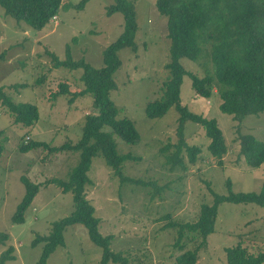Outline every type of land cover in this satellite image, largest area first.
Masks as SVG:
<instances>
[{
    "label": "rangeland",
    "instance_id": "1",
    "mask_svg": "<svg viewBox=\"0 0 264 264\" xmlns=\"http://www.w3.org/2000/svg\"><path fill=\"white\" fill-rule=\"evenodd\" d=\"M79 1L69 0L40 31L4 14L0 6V53H4L0 60V86L14 103L35 105L39 115L30 127L13 124L10 112L0 103V230L9 235L0 244V254L11 246L15 257L4 264H36L43 243L33 246V239L47 235L54 221L74 209L72 193L62 192L48 180L66 178L79 155L50 148L76 142L85 115L95 110L90 93L78 95L71 102L70 95L50 100L49 93L62 81L68 83L71 92L82 90L84 85L82 68H53L46 51L62 60L68 46L73 60L84 59L100 68L103 49L123 30L121 13L106 14L115 0H87L82 8H77ZM155 1L134 0L136 48L119 51L121 66L115 73L116 89L111 92L117 117L130 119L140 136L138 142L131 144L113 134L117 153L133 157L123 161L121 174L137 183L121 181L99 154L92 158L87 172L91 183L85 188L99 219V232L112 235L110 248L126 255L130 264H177L176 256L183 250L173 245L176 230L166 225L171 220L195 221L200 206L212 203L209 188L224 195L228 190L226 180L233 192H259L264 185V162L257 168L249 167L239 154L236 140L239 134H250L264 141V112L233 121L219 109L218 95H196L188 76L183 77L180 88L181 103L193 113L214 118L228 150L223 165L218 166L216 158L207 151L209 139L204 130L188 121L184 139L188 145L199 147L196 162L188 163L183 151L186 170L165 165L160 148L169 145L168 152L174 150L178 113L172 106L159 118L145 114L146 104L161 98L168 78L164 66L169 61L166 18L158 13ZM205 62L209 68L207 58L199 63L182 60L184 67L198 76L203 75ZM30 139L46 142L49 148L41 146L21 153L19 145ZM23 176L40 184L39 192L25 211L24 222L13 223L11 217L24 193ZM155 185L160 188L158 193L154 192ZM166 214L169 217L162 218ZM63 237L64 246H57L46 264H99L100 249L82 225L67 226ZM184 241L186 248L192 246ZM239 241L251 253L264 252V208L252 203L222 202L217 207L214 230L207 236L206 247L199 251L195 264H226L225 249Z\"/></svg>",
    "mask_w": 264,
    "mask_h": 264
},
{
    "label": "trees",
    "instance_id": "2",
    "mask_svg": "<svg viewBox=\"0 0 264 264\" xmlns=\"http://www.w3.org/2000/svg\"><path fill=\"white\" fill-rule=\"evenodd\" d=\"M68 1L0 0V6L4 14L40 31L57 15L62 6H67ZM86 1L80 0L76 7L82 8ZM155 7L166 18L169 61L164 66L168 78L164 82L161 98L148 102L145 114L148 118H159L172 106L178 113L177 141L172 144L174 150L168 152L169 145L160 148L165 165L169 169L179 167L186 170L183 151L188 155V163L196 162L199 147L188 145L184 139V125L189 121L202 127L209 139L207 151L216 158L218 166H222L228 147L221 129L214 118L193 113L182 104L180 88L183 77L188 76L196 95L209 98L215 92L220 99L219 109L236 122L247 115L264 112V0H156ZM116 12L123 16V30L103 49L102 67L94 68L84 59L73 60L68 46L62 60L46 51L51 57L53 68H82L81 81L84 85L82 90L71 92L68 83L62 81L58 83L56 90L49 93L50 100L60 95H70L71 102L78 95L90 93L95 112L85 115L82 133L76 142H65L50 148L54 152H76L79 155L76 165L66 178L54 177L48 180L55 183L62 192L72 193L74 209L68 216L54 221L47 235H38L33 239V246L43 243L36 264H46L48 256L55 248L64 246L63 233L67 226L73 224L82 225L91 242L100 249L99 264H130L126 255L110 248L112 235H102L99 232V219L94 215V208L85 191L87 184L91 183L87 172L92 158L99 154L121 181L137 183L121 174L123 161L133 157L130 154L117 153L113 134L131 144L138 142L140 136L130 119L117 117L118 110L111 99V92L117 86L115 73L121 66L118 53L123 48H136L134 0H115L107 7L106 14ZM3 54L0 53V60H3ZM202 58H207L210 65L208 68L207 63H203L202 76L193 74L182 64L183 59L199 63ZM0 103L10 112L13 124L30 127L39 117L35 105L28 102L14 103L1 86ZM2 132L0 129V134ZM236 140L239 142V154L244 157L249 167L257 168L264 162V141L250 134H239ZM41 146L49 148L46 142L30 139L25 143L21 142L19 151L26 153ZM21 180L24 193L11 217L13 223L24 222L25 211L40 187V184L24 176ZM226 186L228 190L224 195L215 194L209 188L213 196L212 203L200 206L195 221L178 223L171 220L167 223L166 226L176 230L173 245L178 250H183L176 256L177 264L196 263L199 251L206 247L207 236L214 230L217 207L222 202L252 203L264 208V185L259 192H233L229 180H226ZM158 190L160 188L155 185L154 192L158 193ZM166 217L169 214L162 218ZM8 238V233L0 230V244H4ZM185 239L187 243H192L191 247L186 248ZM12 251L10 246L0 254V264L15 258ZM225 253L226 264L264 263V252L251 253L241 241L233 247H227Z\"/></svg>",
    "mask_w": 264,
    "mask_h": 264
},
{
    "label": "built area",
    "instance_id": "3",
    "mask_svg": "<svg viewBox=\"0 0 264 264\" xmlns=\"http://www.w3.org/2000/svg\"><path fill=\"white\" fill-rule=\"evenodd\" d=\"M55 16H56V15H55ZM55 16H54L53 18H55ZM53 18H52V19H53Z\"/></svg>",
    "mask_w": 264,
    "mask_h": 264
}]
</instances>
